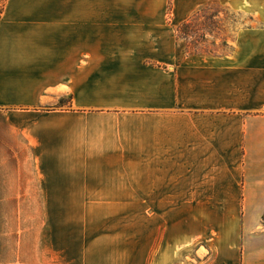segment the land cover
Returning a JSON list of instances; mask_svg holds the SVG:
<instances>
[{
  "label": "crops",
  "instance_id": "obj_1",
  "mask_svg": "<svg viewBox=\"0 0 264 264\" xmlns=\"http://www.w3.org/2000/svg\"><path fill=\"white\" fill-rule=\"evenodd\" d=\"M173 3L168 14L4 0L0 264H64L79 240L80 264H96L95 249L125 242L94 240L88 192L76 200L85 233L70 235V220L50 215L74 200L47 190H134V264H191L197 242L204 264H264V0ZM206 4L249 19L225 55L189 54L176 35ZM18 190H41L44 202Z\"/></svg>",
  "mask_w": 264,
  "mask_h": 264
},
{
  "label": "rangeland",
  "instance_id": "obj_2",
  "mask_svg": "<svg viewBox=\"0 0 264 264\" xmlns=\"http://www.w3.org/2000/svg\"><path fill=\"white\" fill-rule=\"evenodd\" d=\"M3 5L4 0H0L1 11ZM97 5L98 4H96V9H102L101 4L98 8ZM106 8L108 9L107 3ZM109 9L112 11L158 9L171 14L174 10V3L173 0H110ZM196 12H198V14L194 17L191 26L195 28L200 24L201 30L190 39L192 51L188 52L186 49L189 54L225 55L229 53L231 48L230 41L233 39L234 32L238 28L249 23V19L246 15L232 12L229 8L220 4H206L198 8ZM193 25H195V27ZM65 103H67V101H65ZM124 191V193L122 190L120 194H117L118 192L116 193L112 190H64L63 193L66 194L62 196L61 194L58 195V193H60L59 190H47L52 198H54L56 192L59 203L62 202V204H64L65 199L71 198L74 200V207L68 204L66 209H63L62 212H58L57 215L52 211L50 217L63 218V221L70 220V226L67 228L68 233L70 235H77L79 240L80 235L85 233L83 220H87L88 216H86L87 212L85 208L80 206L81 203L76 200L79 201L81 195L88 192L89 197L92 198V203H90L89 206V219L94 220V240L97 241L104 237V235L118 232L120 235L125 236V242L120 244L121 248L119 249L118 246L115 245L105 253L95 249L96 264H134V218L136 216L134 190ZM18 192L21 197L23 196L22 202H44L45 197L41 190H18ZM25 196L27 198L26 200ZM113 198H118L117 200L120 201H114L112 204L108 203V200ZM28 213L32 214L34 212L29 211ZM147 213L148 212L144 213V215H147ZM103 221H110L112 224L114 222H119V226H108L109 230H107L102 226ZM12 225H16V227L19 226L17 221L15 224L12 223ZM5 229L6 226H4V230ZM105 231H109V233ZM15 236L17 237V233H15ZM205 245V243L197 242L188 249L187 252L191 255V264H204L208 256ZM79 247L80 240L79 243H74L69 250L63 252L62 260L64 264H80ZM196 249H198L197 253H195ZM50 262L51 259L48 257L47 263L49 264ZM176 264H182V260L178 261Z\"/></svg>",
  "mask_w": 264,
  "mask_h": 264
},
{
  "label": "trees",
  "instance_id": "obj_3",
  "mask_svg": "<svg viewBox=\"0 0 264 264\" xmlns=\"http://www.w3.org/2000/svg\"><path fill=\"white\" fill-rule=\"evenodd\" d=\"M0 14H1V10H0ZM198 14V12H196L192 18L187 19L183 22H181L180 24H178L176 26V33L177 36L180 38H183L185 40L186 43V49L188 52L192 51L191 48V43H190V39L194 36L197 35V32L201 30V25L199 24L198 26L195 27V25H193L195 28H192L191 24L193 23V19L194 17ZM194 29V30H193ZM195 49V48H194ZM65 104L64 99H60L59 102L57 103V105L55 107H62Z\"/></svg>",
  "mask_w": 264,
  "mask_h": 264
}]
</instances>
